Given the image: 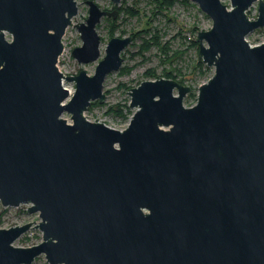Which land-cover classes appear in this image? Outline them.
<instances>
[{
  "label": "water",
  "instance_id": "obj_1",
  "mask_svg": "<svg viewBox=\"0 0 264 264\" xmlns=\"http://www.w3.org/2000/svg\"><path fill=\"white\" fill-rule=\"evenodd\" d=\"M85 1L72 49L81 63L99 57L97 24L118 14ZM193 1L212 19L198 40L214 73L192 105L175 78L130 87L135 110L119 129L85 111L105 99L133 36H112L93 74H65L78 0H0V201L29 203L42 231L16 245L35 219L1 227L0 264L42 253L49 264H264V41L247 39L264 26V0Z\"/></svg>",
  "mask_w": 264,
  "mask_h": 264
},
{
  "label": "rangeland",
  "instance_id": "obj_2",
  "mask_svg": "<svg viewBox=\"0 0 264 264\" xmlns=\"http://www.w3.org/2000/svg\"><path fill=\"white\" fill-rule=\"evenodd\" d=\"M222 1L230 7L231 0ZM95 2L107 10H112L114 6L118 8L124 4L133 7L138 14L130 16L126 12L118 13L116 16L118 20L114 26L108 20V17L111 16H104L97 24V32L101 36V53L97 59L81 63L72 55V49L83 43L75 24L86 20L89 15V6L85 0H78V13L73 17V24L68 26L63 36L64 50L58 61L59 68L65 74H75L81 69L93 74L99 60L105 55L106 44L112 36L132 35V32L142 30L147 26L155 28L160 34L162 42H169L171 51H178V54L173 62H165V57L157 45L147 51L140 52L142 38L133 39L121 52L123 62L120 68L110 71L105 77L103 86V91L106 94L105 99L102 102L97 99L93 100L85 111L86 117L92 121L105 122L115 128L126 127L135 110L129 105L128 91L130 87L138 85L142 80L154 78L147 74L148 70H153L157 76L162 77L165 70L173 69L174 73H178L176 80L184 77L185 81L182 83L194 88L191 91L196 94V96H189L190 91L184 97V104H194L197 100L198 86L207 81L214 73V67L207 64H205L207 68L203 69L204 72L195 69L199 56L198 31L211 27V17L202 11L193 0L175 2L171 8L167 9V16L165 15L167 11L155 15L153 0H122L119 5L112 0H95ZM258 4L259 2L255 1L247 10L252 19L258 15ZM195 28L196 30H194ZM247 39L251 44L264 41V26L249 32ZM196 40L198 44L188 47L190 42ZM64 85L71 93L74 92L75 81L65 80ZM63 117L72 121L71 113L68 111L63 112ZM29 205L26 203L19 206H4L0 201V228L31 217L35 219L34 224L14 241L16 245H30L42 238V231L36 226L41 217L38 211L29 212ZM30 264H49V262L45 254L42 253L36 256Z\"/></svg>",
  "mask_w": 264,
  "mask_h": 264
},
{
  "label": "trees",
  "instance_id": "obj_3",
  "mask_svg": "<svg viewBox=\"0 0 264 264\" xmlns=\"http://www.w3.org/2000/svg\"><path fill=\"white\" fill-rule=\"evenodd\" d=\"M177 1L189 2V0H153L155 15H158L164 11H167L165 13V15L167 16V13H168L167 9L171 8V6ZM115 7L116 6H114L112 10L117 9L118 13L126 12L130 16H134V15L138 14V12L134 11L133 7H131V6H126V5L122 4V6H120L118 8H115ZM108 20L114 26L116 20H118V19L116 17L111 16V17H108ZM194 30H196V28ZM132 36H133V39H136V37L142 38V44L140 45V50H139L140 52L147 51L152 46L157 45L160 48L161 52L163 53V56L165 57L164 58L165 62H173V60L177 57L178 51H175V50L171 51L169 42L163 43L161 40L160 34L155 30V28H152L151 26L150 27L147 26V27L143 28L142 30L132 32ZM195 44H198L197 40L195 42H190L188 47L190 45H195ZM198 48H199V46H198ZM205 68H207V67L205 66V64L201 60L200 56H198V60H197L196 65H195V69L196 70L198 69L199 71L204 72L203 69H205ZM173 71H174L173 69L165 70L163 75L165 77L177 79L178 73H174ZM147 74L150 75L151 77H154V78L159 77L155 74V71H153V70H148ZM178 80L180 82H184L185 78L182 77V78H179ZM192 89H194V88H192ZM189 96H196V94L194 91H191L189 93Z\"/></svg>",
  "mask_w": 264,
  "mask_h": 264
},
{
  "label": "bare ground",
  "instance_id": "obj_4",
  "mask_svg": "<svg viewBox=\"0 0 264 264\" xmlns=\"http://www.w3.org/2000/svg\"><path fill=\"white\" fill-rule=\"evenodd\" d=\"M72 90V89H71Z\"/></svg>",
  "mask_w": 264,
  "mask_h": 264
}]
</instances>
